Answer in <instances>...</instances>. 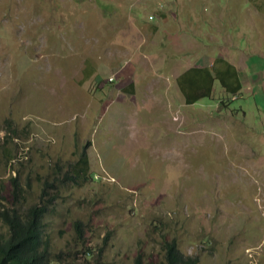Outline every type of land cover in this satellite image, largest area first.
Listing matches in <instances>:
<instances>
[{
    "label": "rangeland",
    "instance_id": "rangeland-1",
    "mask_svg": "<svg viewBox=\"0 0 264 264\" xmlns=\"http://www.w3.org/2000/svg\"><path fill=\"white\" fill-rule=\"evenodd\" d=\"M219 57L242 92L187 104L177 78ZM83 150L91 179L45 217L61 264H160L166 238L264 264V0H0V208L13 177L29 206Z\"/></svg>",
    "mask_w": 264,
    "mask_h": 264
},
{
    "label": "trees",
    "instance_id": "trees-1",
    "mask_svg": "<svg viewBox=\"0 0 264 264\" xmlns=\"http://www.w3.org/2000/svg\"><path fill=\"white\" fill-rule=\"evenodd\" d=\"M262 6H260L261 8ZM224 66L220 68L192 67L177 78V83L187 104H194L204 97L214 94V84L219 80L222 88L234 96L242 89L237 69L226 60H219ZM132 86V85H131ZM221 103L225 104V100ZM90 159L83 150L75 162L68 164L55 173L53 180L43 183L40 201L25 206L26 189L18 177L12 178L11 206L0 208V220L7 226L8 235L0 234V264H57L61 254H54L49 248L45 217L50 214L55 196L50 192L58 185H82L91 179ZM62 173V174H61ZM85 224L77 220L74 224L80 243L85 240ZM103 244V248L106 246ZM102 248V250H104ZM163 260L160 264H200L198 256L186 255L176 238L165 239L163 243ZM61 264V263H60ZM134 264H151L138 254Z\"/></svg>",
    "mask_w": 264,
    "mask_h": 264
},
{
    "label": "crops",
    "instance_id": "crops-1",
    "mask_svg": "<svg viewBox=\"0 0 264 264\" xmlns=\"http://www.w3.org/2000/svg\"><path fill=\"white\" fill-rule=\"evenodd\" d=\"M252 8H254V9H256V10H260L261 8H260V4H257V3H250V6H247L246 7V9H245V11H244V16H245V14L246 13H248V11H251V9ZM163 11V10H162ZM162 14L164 15V12H162ZM239 16H236V15H233V16H229V18H230V20H236L237 18H238ZM245 18V17H244ZM246 19V18H245ZM246 21H247V23H248V19H246ZM251 24V23H250ZM245 25V24H244ZM230 41V40H229ZM235 48H236V50L237 51H242V52H244L245 53V51H244V49H242V48H240V47H238L237 46V43L235 44ZM229 52H230V50H229ZM224 56H227V55H224ZM229 56H231V54H229ZM221 59H223V57L222 58H215V61H211L210 62V64H207V65H205L206 67H211V68H220L221 66H224V63L223 62H219V60H221ZM229 63L231 64V65H233L236 69H237V71H238V74H239V77H240V74H241V71L237 68V66H236V64L234 63V62H230L229 61ZM194 67H204V66H194ZM240 82H241V84H242V89L238 92V93H241L242 92V90L244 89V85H245V83H243L242 82V80H241V78H240ZM249 82V81H248ZM258 82V84H259V86L261 87L263 84H262V81L261 82H259V81H257V79H255L254 80V83H257ZM250 83V82H249ZM248 88H249V90H252V87L249 85L248 86Z\"/></svg>",
    "mask_w": 264,
    "mask_h": 264
},
{
    "label": "built area",
    "instance_id": "built-area-1",
    "mask_svg": "<svg viewBox=\"0 0 264 264\" xmlns=\"http://www.w3.org/2000/svg\"><path fill=\"white\" fill-rule=\"evenodd\" d=\"M151 17H153V16H151Z\"/></svg>",
    "mask_w": 264,
    "mask_h": 264
}]
</instances>
